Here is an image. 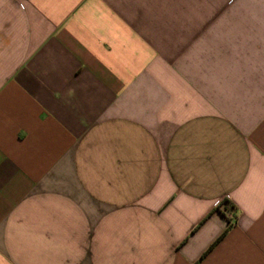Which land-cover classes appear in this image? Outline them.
Instances as JSON below:
<instances>
[{
    "label": "crops",
    "instance_id": "0c3cea01",
    "mask_svg": "<svg viewBox=\"0 0 264 264\" xmlns=\"http://www.w3.org/2000/svg\"><path fill=\"white\" fill-rule=\"evenodd\" d=\"M0 264H264V0H0Z\"/></svg>",
    "mask_w": 264,
    "mask_h": 264
},
{
    "label": "trees",
    "instance_id": "16d2710c",
    "mask_svg": "<svg viewBox=\"0 0 264 264\" xmlns=\"http://www.w3.org/2000/svg\"><path fill=\"white\" fill-rule=\"evenodd\" d=\"M226 233H227V232H226ZM226 233H224V235H225ZM224 235H223V236H224ZM218 242H219V240H218V241H217V242H216V243H215V244L209 249V251H211V250L215 247V245H216ZM209 251H208V252H209Z\"/></svg>",
    "mask_w": 264,
    "mask_h": 264
}]
</instances>
